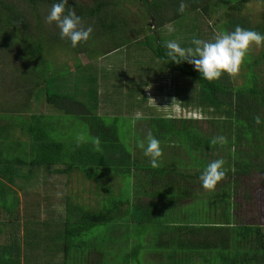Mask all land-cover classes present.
<instances>
[{"label":"trees","instance_id":"trees-1","mask_svg":"<svg viewBox=\"0 0 264 264\" xmlns=\"http://www.w3.org/2000/svg\"><path fill=\"white\" fill-rule=\"evenodd\" d=\"M54 2L57 0H0V69L8 61L12 62V67L17 61L21 62L20 68L24 64L27 66V76L17 71L21 82L18 87L22 85L18 92H26L27 100L34 97L33 100L39 101L43 83L50 81L55 73L51 65L49 77H45L46 71L41 69L34 71L33 76L31 73L32 67L48 63L50 44L48 32L43 28L34 34L31 23L35 20L36 28L40 29L42 19L49 14ZM201 2L206 5L201 9L204 12L210 6L214 10L221 5L235 13L243 3L242 0H186L188 8L183 14L176 10L180 0H140V5L144 8L151 6L150 20L154 19L153 28L157 29L187 12H193ZM67 7L75 8L84 27L91 26L97 32L100 30L102 37L107 31L120 35L123 42L103 55L120 49L127 41L136 46L144 38L146 41L151 38L155 42L150 49L154 61L160 62L165 70L187 77L189 80L184 79L188 88L192 86L196 89L192 93L187 89L183 92L185 96L175 93V97L182 108L190 109L209 121L210 133H205L200 119L165 115L148 117L151 119L148 126L153 124L156 127L152 128L155 130L153 136L160 144L164 148L169 145L184 150L185 156L192 161L186 164L182 160L186 172L171 173L160 166L153 168L140 164L132 150L126 149L119 140L115 122L106 124L97 112L92 113L74 96L51 92V82L43 89L45 103L60 115L86 122L92 139L85 142L71 137L56 140L49 116L35 113L31 107L16 102L22 93H10L7 98L0 93L3 100L0 102V178L12 185L18 183L22 177L20 166L24 165L48 167V170L55 169L56 173L65 175L77 171L90 182L116 174L133 179L135 198L128 209L126 205L131 204L128 199H110L113 192L103 185L104 196L97 200L98 207L94 208L100 207L99 210L71 206L65 201L62 202V210L53 213L41 226L37 221H31H39L37 214H31V220L26 218L20 224L22 216L17 211V200L13 208H17L15 213L9 215L0 210V214L13 219L11 222L4 221L6 218L0 221V264H41L43 257L51 254L62 255L58 262L52 258L45 259L42 264H105L106 257L112 260L111 256H114L108 251L112 247L108 244L117 242V238L114 235L108 240V233H98L97 227L112 228L113 233L125 234L123 241L126 246L121 248L117 258L120 264H264V228L256 223L244 222L246 220L237 223L236 208L232 203L239 185L237 178H244L245 185L251 187L252 176L257 175L258 180L264 183V87L259 74L253 70L259 59L248 57L244 60L241 68H246V76L241 86H233L227 73L210 82L203 79L188 62L177 64L170 61L167 49L163 47L167 39L156 37V34L145 35L141 27L131 28L117 12L120 5L116 0H95L89 7L68 0ZM170 10L168 19L164 13ZM238 25L263 35L262 27H252L244 19L236 17L227 18L217 30L220 33L231 32ZM188 28L195 32L193 24ZM59 40L69 51L84 53L81 44L72 48L70 40ZM181 47L190 46L183 43ZM191 47L195 45L191 44ZM75 67L80 70L82 63H77ZM26 85L30 88H25ZM2 89L9 87L0 86V91L4 92ZM135 105L140 106L139 103ZM22 109L28 110L21 112ZM4 113H9V118H4ZM257 115L262 120L259 125L255 123ZM137 132L139 135V129ZM220 135L227 137L228 142L213 146L210 143L212 138ZM97 139L99 145L96 144ZM216 150L220 154L225 153L227 160L223 170L226 175L215 190L206 191L202 188L200 176L212 159H219L211 155ZM144 159L149 160L147 157ZM21 162L24 164L19 165ZM56 166L58 168H54ZM189 170L193 172L189 173ZM188 179L191 182L186 181ZM0 183L3 186L0 197L3 198L2 195L6 196L12 190L2 181ZM3 201L4 208L10 210L11 207ZM106 201L109 203L105 205ZM92 229L94 233L88 234ZM127 233L132 234L127 238ZM29 249L39 254L42 252L41 257L37 253L29 255Z\"/></svg>","mask_w":264,"mask_h":264},{"label":"rangeland","instance_id":"rangeland-1","mask_svg":"<svg viewBox=\"0 0 264 264\" xmlns=\"http://www.w3.org/2000/svg\"><path fill=\"white\" fill-rule=\"evenodd\" d=\"M74 1L80 3L82 6L88 7L92 6L95 2V0ZM116 1L120 5L117 12L125 18L131 28L140 29L141 27L145 35L156 34V37L163 38L164 40L167 39V41H176L180 46L184 43L191 47L193 38L209 42L213 41L216 34L220 33L217 27L227 18L231 17L242 18L252 27H262L264 30V0H242L241 8L236 13L229 12L227 8L221 5L214 10L211 6L209 8L207 6L208 9L204 12L201 9L206 5L205 2H201L198 5L199 7L193 12H187L179 19L173 20L157 29L153 28L154 19L150 20V5L144 8L140 5V0ZM179 4H177L176 10H178ZM171 11L165 12L164 16L169 19ZM227 14L231 16L228 17ZM45 18L46 16L41 21L40 29L36 28L37 23L35 20L32 21L31 25L34 27V34H38V31L44 28L50 35L47 39L50 42L48 46L49 55H47L49 60L48 63L32 67L31 73L33 76L34 71L37 72L41 69L46 71L44 76L49 77L52 66L55 70L54 76L47 83H43L40 92L41 96L38 98L39 101L33 100L34 97L31 100L29 99V101L27 100L26 92H18L22 85L18 87V84H21V82L17 71L22 72L23 76H27V66L24 64L20 68L19 65L21 62L17 61L16 63L19 62V64L14 63L12 67V62L8 61L0 69V86L4 88L9 87V89H2L4 92L0 91V93H3L6 98L10 96V93H18V95L22 93L21 97L16 99V102L31 107L35 113H44L46 116H49L52 126L55 128L54 136L56 140L71 137L85 142L86 140L92 139L93 135L90 134L86 122L72 116L60 115L59 112L53 110L52 107L45 103L43 89L49 82H51V92L74 96L77 100L83 102L92 113L96 114L97 112L98 116H101L106 124L115 122L118 127L119 140L124 144L126 149L132 150L133 155L137 157L140 164L151 166L150 157L144 155L143 150L138 147L137 142L144 141L145 145H147L148 132L151 131L152 134L155 132L152 129L156 128L153 124L152 126H148V123L151 122V119L149 120L148 118L149 116L160 115L159 117L156 116V118H160L165 115L176 118L191 117L193 119H200V124L203 126L205 133H210L209 121H206L202 118V115L192 112L190 109L182 108L179 100L175 97V93H180L185 96L186 94L183 92L187 89L191 93L196 89L192 86L188 88L186 80L189 79L187 77H182L178 73L175 74L173 71L165 70V67L160 62L154 61L150 49L155 46V42L151 38H149L150 41H146L144 38L136 46L130 45L127 41L124 43L125 46H122L120 49L103 55L106 51L114 48L116 44L122 43L123 40L119 34H116L117 32L107 31L102 37L100 30L98 32L93 31L87 42L80 43L84 53L79 52L75 54V52H71L66 46H63L62 40H59L60 37L58 35H60V32H58L59 28L55 23L49 25L46 23ZM190 24L195 26V32L189 31L188 26ZM147 28L150 30L148 31ZM53 36H58L56 38L57 40L52 39ZM263 53L264 43L260 47L253 45L247 53L246 58L250 57L252 60L259 59V64L253 70L259 74L261 85L264 87ZM79 62L82 63V68L76 70L75 65ZM245 69L240 67L239 75L235 78L231 77L233 86H241L244 84L246 76ZM4 78L6 79L4 80ZM28 87V85L25 86V88ZM32 92L35 93L34 90ZM0 102H3V100L0 99ZM136 103H139L140 106L135 105ZM27 110L24 109L21 112ZM3 116L4 118H9L8 116L10 115L9 113H4ZM11 117L14 118L13 115ZM155 121L156 119H154ZM137 129H139V135ZM161 148L163 156L158 161L160 167L166 171L169 169L170 171L168 172L171 173L177 172L182 174L187 171L181 164L183 163L182 160L186 164H191L192 161L188 156H185L184 150L175 149V147L169 145H166L164 148L163 144H161ZM223 153L220 154L216 150L211 155L226 161L227 159L224 158L225 153ZM144 157H147L149 160L144 159ZM211 161H214V159ZM22 164L24 162H21L19 165ZM20 167L22 177H20L18 183L15 182V190L13 192L6 190L8 194L6 196L2 195L3 198L0 197V210L9 215L10 213L16 212V206L15 209L13 208L15 202L17 200L19 201L17 211L22 216L19 220L20 224L26 218L31 220V214H37L39 221H31H37L41 226V223L45 222L53 213L55 214L62 210V202L65 203V201H68L71 206L81 205L86 209L90 208L91 211L99 210L100 207L94 208L98 207L97 200L104 196V192L102 191L103 185L104 188H108L110 191L112 190L113 194H111L110 199L121 201L128 199L131 202L130 206L126 205L128 209L132 207V202L135 199L133 197L134 181L132 178L112 174L105 176V179L101 178L100 180L97 179L96 181L93 180L90 182L77 171L72 172L71 175H65L56 173L55 169L48 170V167L32 168L25 165ZM54 168H58V166ZM192 172V170H189V173ZM252 177V181L249 183L252 184L251 187L245 185L244 178H237V180L239 179V185L236 189V195L232 199L237 213L235 218L237 223L246 220L244 222L249 224L256 223L264 228V189L260 188V186L264 188V183L258 180L259 177L257 175ZM0 181L5 184L4 179L0 178ZM186 181L191 182L189 179ZM0 188H3L1 183ZM96 191L100 196H98ZM3 200H5V204L9 208L11 207L10 210L7 211L4 208ZM108 203L109 201H106L105 205ZM125 212H128V210H125ZM3 218H6V216L4 213H1L0 221H3ZM126 218L127 216L123 219L126 220ZM4 221L11 222L13 219L6 218ZM94 231L92 229L88 234L92 235ZM97 231L98 233H108V240L114 238V235H116L117 242L108 244L112 247L109 250L107 249L115 257L109 255L112 257V260L106 257L107 262L105 261V264H120L117 258L120 257L121 248L126 246L123 241V238L126 239L125 234L120 232L116 234L113 233L112 228L106 230L103 227H97ZM130 234L132 233L126 234L127 238ZM28 253L29 255H34L37 252L29 249ZM40 254L37 253L36 255L41 257ZM61 255L53 256L51 254L45 258L43 257L42 260L44 262L42 263H45L46 260H52V258L58 262Z\"/></svg>","mask_w":264,"mask_h":264},{"label":"clouds","instance_id":"clouds-1","mask_svg":"<svg viewBox=\"0 0 264 264\" xmlns=\"http://www.w3.org/2000/svg\"><path fill=\"white\" fill-rule=\"evenodd\" d=\"M67 5L68 0L54 2L45 20L49 25L55 23L60 30V38L70 40L71 47L75 48L81 42L89 40L93 28L84 27L83 20L77 15L75 8H66ZM187 8L186 0H180L178 11L183 14ZM191 43L195 45L194 48H183L176 41H165L163 47L167 49L166 55L170 61L177 64L182 61L188 62L203 79L211 82L220 79L224 73L232 78L237 77L250 48L253 45L260 47L264 43V35L238 25L234 31L217 33L211 42L193 38ZM255 123L257 125L262 123L260 115L255 117ZM227 142V137L220 135L213 137L210 143L215 146ZM96 144L99 145L98 139ZM138 147L143 150L145 156L150 157L153 168L159 167L158 161L163 156V151L160 141L151 131L147 134V145L140 141ZM224 164L223 159H217L206 166L200 176L204 190H215L217 184L225 178Z\"/></svg>","mask_w":264,"mask_h":264},{"label":"crops","instance_id":"crops-1","mask_svg":"<svg viewBox=\"0 0 264 264\" xmlns=\"http://www.w3.org/2000/svg\"><path fill=\"white\" fill-rule=\"evenodd\" d=\"M5 184L9 187L10 190H12V191L15 190V186H16V185H15V182H14V184L12 185L11 183L5 181Z\"/></svg>","mask_w":264,"mask_h":264}]
</instances>
